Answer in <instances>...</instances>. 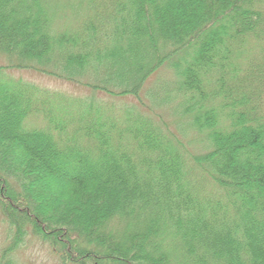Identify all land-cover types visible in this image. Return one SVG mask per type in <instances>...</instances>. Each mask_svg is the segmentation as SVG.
<instances>
[{
    "label": "trees",
    "instance_id": "16d2710c",
    "mask_svg": "<svg viewBox=\"0 0 264 264\" xmlns=\"http://www.w3.org/2000/svg\"><path fill=\"white\" fill-rule=\"evenodd\" d=\"M0 213V264H264V0H0Z\"/></svg>",
    "mask_w": 264,
    "mask_h": 264
},
{
    "label": "rangeland",
    "instance_id": "374dc122",
    "mask_svg": "<svg viewBox=\"0 0 264 264\" xmlns=\"http://www.w3.org/2000/svg\"><path fill=\"white\" fill-rule=\"evenodd\" d=\"M6 75L13 77L15 79H19L24 81L27 84L33 85L40 90L49 91V92H57L62 95L71 96V97H82L89 96L91 94L90 90L84 87L77 86L73 83L66 82L60 79L48 77L45 75L38 74L33 71L26 70H6L4 71ZM4 75V74H3ZM156 73L151 76V78L147 81L144 86L142 92H140V98L137 99L132 96H124V97H111L103 93H96L97 99L101 100L104 103L117 105V104H131V106H135L138 104L139 100L142 98L144 103L148 99V95H146V90L150 89L154 86L157 77H155ZM165 75L168 76L166 71H161L159 74L160 79H164ZM5 76V75H4ZM150 106V105H149ZM143 113L144 110L141 109ZM164 121L165 118L162 116ZM163 121V122H164ZM35 124L40 125V119L37 118ZM7 239H6V224L4 223L3 217L0 213V254L2 250L5 248ZM15 260L17 264H59L54 255L50 252L47 245L36 241L34 239H27L25 245L16 253Z\"/></svg>",
    "mask_w": 264,
    "mask_h": 264
}]
</instances>
